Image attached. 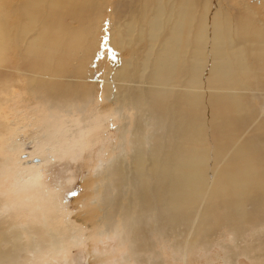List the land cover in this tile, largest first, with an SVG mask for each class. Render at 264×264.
Instances as JSON below:
<instances>
[{
	"label": "bare ground",
	"instance_id": "bare-ground-1",
	"mask_svg": "<svg viewBox=\"0 0 264 264\" xmlns=\"http://www.w3.org/2000/svg\"><path fill=\"white\" fill-rule=\"evenodd\" d=\"M6 3L0 0V84L15 78L68 114L101 94L119 115L121 152L96 170L104 205L88 218L96 215L126 244L129 264L167 263L155 235L170 264H193L197 250L217 264H238L255 247L264 258V21L252 4ZM50 229L47 244L66 248L62 232ZM17 233L10 238L0 228V264H19L22 251L40 244L28 227L19 231L24 242ZM216 245L222 252L207 256Z\"/></svg>",
	"mask_w": 264,
	"mask_h": 264
},
{
	"label": "rangeland",
	"instance_id": "rangeland-1",
	"mask_svg": "<svg viewBox=\"0 0 264 264\" xmlns=\"http://www.w3.org/2000/svg\"><path fill=\"white\" fill-rule=\"evenodd\" d=\"M216 1L228 10L238 8L242 0ZM111 2L105 14L106 31L109 23L113 25ZM246 2L253 5L258 18L264 21V0ZM6 4L5 0V9ZM16 81L8 79L0 84L3 92L0 91V228L10 238L11 231L18 232L19 236V231L26 227L40 237L34 252L22 251L25 259L21 255L19 264H129L125 258L126 244H122L118 236L109 235L96 218L104 205L105 189L103 185L100 192L95 193L96 170L104 168L121 152L117 147L118 113L109 102L105 107L106 100L101 94L84 111L58 112L47 106L39 95L22 90L16 85L20 82ZM259 103L255 98L254 104L262 112ZM89 211L96 213L91 219ZM45 220L47 226H44ZM50 228L62 232L66 248L57 251L47 244L49 236L45 233ZM21 236L24 242L25 236ZM154 238L166 264H170V250L158 236ZM258 250L255 247L249 256H239L238 264H264ZM216 251L222 252L218 245L207 256ZM194 256L193 264L218 262H208L201 250Z\"/></svg>",
	"mask_w": 264,
	"mask_h": 264
}]
</instances>
